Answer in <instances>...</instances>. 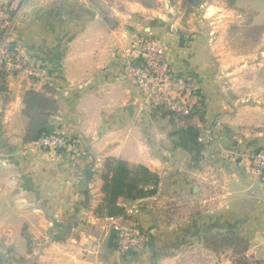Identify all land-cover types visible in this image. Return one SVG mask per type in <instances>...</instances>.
<instances>
[{"label": "crops", "instance_id": "1", "mask_svg": "<svg viewBox=\"0 0 264 264\" xmlns=\"http://www.w3.org/2000/svg\"><path fill=\"white\" fill-rule=\"evenodd\" d=\"M2 3L21 47L56 74L51 123L76 149L54 154L27 142L32 89L0 79V264H264V182L252 167L264 149V0ZM141 36L195 82L200 112L181 119L144 107L123 61ZM189 124L200 132L199 156L180 144ZM114 159L161 179L154 194L119 198L125 214L109 217L98 211ZM119 220L139 222L150 243L118 252ZM228 232L249 243L244 255Z\"/></svg>", "mask_w": 264, "mask_h": 264}, {"label": "built area", "instance_id": "2", "mask_svg": "<svg viewBox=\"0 0 264 264\" xmlns=\"http://www.w3.org/2000/svg\"><path fill=\"white\" fill-rule=\"evenodd\" d=\"M14 15L10 4H0V74L24 79L32 90L42 91L53 85L56 74L44 60L26 52L14 33ZM124 75L145 94V106L156 110L159 106L180 116H189L204 107V99L193 80L179 77L168 62L164 49L147 37L136 38L134 48L124 56ZM46 151L57 154L72 152L73 141L55 130L36 141ZM253 170L264 182V150L252 157ZM116 249L129 254L145 248L150 234L139 222L115 221L113 224Z\"/></svg>", "mask_w": 264, "mask_h": 264}, {"label": "trees", "instance_id": "3", "mask_svg": "<svg viewBox=\"0 0 264 264\" xmlns=\"http://www.w3.org/2000/svg\"><path fill=\"white\" fill-rule=\"evenodd\" d=\"M3 76L0 74V79ZM52 86H46L44 90H30L26 93L24 114L29 119L25 139L27 142L38 141L42 136L54 132L56 127L52 125L51 118L58 110L56 100L53 98ZM188 119L189 116H181ZM181 146L199 156L203 150L200 141V132L196 126L189 124L179 130ZM160 176L143 165H133L124 160H109L105 175V198L99 208V213H105L109 217L125 214V208L118 203L123 197L136 200L154 194L160 182ZM227 244L236 246V250L242 255L248 249L249 243L235 233H226ZM240 248V250H239Z\"/></svg>", "mask_w": 264, "mask_h": 264}, {"label": "rangeland", "instance_id": "4", "mask_svg": "<svg viewBox=\"0 0 264 264\" xmlns=\"http://www.w3.org/2000/svg\"><path fill=\"white\" fill-rule=\"evenodd\" d=\"M144 101H145V100H144ZM143 104H144V103H143ZM144 107L147 108V107L145 106V104H144ZM160 107H163V106H159L158 108H160ZM158 108H157V109H158ZM165 108H166V107H165ZM147 109H148V108H147ZM157 109H156V110H157ZM166 109H167V108H166ZM167 110H168V109H167ZM152 111H155V110H152ZM168 111H169V110H168ZM199 112H200V110H199ZM172 113H173V112H172ZM173 115H176L177 117H180L181 119H184V118H182L180 115H177L176 113H173ZM178 133H179V132H178ZM262 150H264V149H262ZM213 244H214L215 246H217L218 244L220 245V242H219V243H218V242H217V243H213ZM239 250H240V248H239ZM238 255H239V254H238ZM236 260H239V261H240V259H237V258H236ZM239 261H238V262H239Z\"/></svg>", "mask_w": 264, "mask_h": 264}]
</instances>
